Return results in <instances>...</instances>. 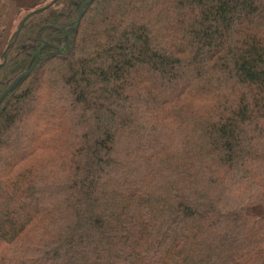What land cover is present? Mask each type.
Returning <instances> with one entry per match:
<instances>
[{"label":"trees","instance_id":"trees-1","mask_svg":"<svg viewBox=\"0 0 264 264\" xmlns=\"http://www.w3.org/2000/svg\"><path fill=\"white\" fill-rule=\"evenodd\" d=\"M48 0L0 58V264H264V0Z\"/></svg>","mask_w":264,"mask_h":264},{"label":"crops","instance_id":"crops-1","mask_svg":"<svg viewBox=\"0 0 264 264\" xmlns=\"http://www.w3.org/2000/svg\"><path fill=\"white\" fill-rule=\"evenodd\" d=\"M48 0H0V58L16 19L24 12L44 5Z\"/></svg>","mask_w":264,"mask_h":264},{"label":"water","instance_id":"water-1","mask_svg":"<svg viewBox=\"0 0 264 264\" xmlns=\"http://www.w3.org/2000/svg\"><path fill=\"white\" fill-rule=\"evenodd\" d=\"M95 0H87L86 2H84L81 6V11H80V16L78 17V20H77V26L78 27V23L80 22L82 16H83V13H84V8L87 6V5H90L94 2ZM48 45V43H45L42 48L39 50V52L37 53L36 55V61L34 63V65L32 66V68L28 71H26L25 73L21 74L20 76H18L11 84L10 86L5 90V92L0 96V104L1 102L8 96V94L23 80V79H27L31 73L35 70V68L37 67L38 65V62H39V59H40V52L42 49H44L46 46Z\"/></svg>","mask_w":264,"mask_h":264},{"label":"rangeland","instance_id":"rangeland-1","mask_svg":"<svg viewBox=\"0 0 264 264\" xmlns=\"http://www.w3.org/2000/svg\"><path fill=\"white\" fill-rule=\"evenodd\" d=\"M25 13V12H24ZM24 13H22L21 15H23ZM20 15V16H21ZM254 213L257 215V216H264V206H260V207H257L256 209H254Z\"/></svg>","mask_w":264,"mask_h":264}]
</instances>
